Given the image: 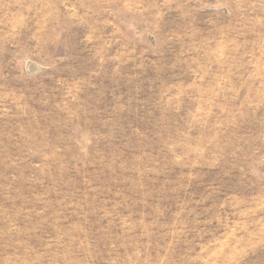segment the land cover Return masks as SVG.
I'll list each match as a JSON object with an SVG mask.
<instances>
[{"label":"rangeland","instance_id":"1","mask_svg":"<svg viewBox=\"0 0 264 264\" xmlns=\"http://www.w3.org/2000/svg\"><path fill=\"white\" fill-rule=\"evenodd\" d=\"M0 264H264V0H0Z\"/></svg>","mask_w":264,"mask_h":264}]
</instances>
